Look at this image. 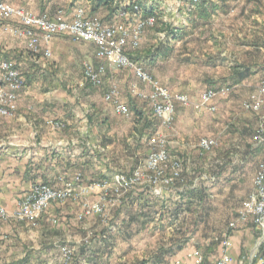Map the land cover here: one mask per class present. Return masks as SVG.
<instances>
[{"label":"crops","instance_id":"crops-1","mask_svg":"<svg viewBox=\"0 0 264 264\" xmlns=\"http://www.w3.org/2000/svg\"><path fill=\"white\" fill-rule=\"evenodd\" d=\"M3 1L35 14L46 13L50 17H54L58 7L64 6L67 13L83 7L88 15L101 14L105 16V21L109 22L116 18L119 11L118 9L109 14L108 10L100 9L92 15L91 0ZM140 1L147 7L158 4L156 0ZM263 22L264 20L260 19L259 23H255L259 36H262L264 31ZM7 38L9 36L0 38V62L13 61L8 59L9 54L16 52V48L20 46V43L10 46L7 41H2ZM240 43L239 63L228 62V65H224L226 72L219 85L231 87V93L219 99L218 111L212 114L205 110H196L191 105L178 103L172 128L168 130L159 126L160 132L168 135V151L172 157L182 158L184 164L192 169H206L207 172L199 185H173L165 188L160 196L154 195L147 184L138 187L123 197L121 207L128 204V208L126 207L124 212L118 211L111 221L113 226L105 229H68V214H58L50 209L31 226L25 223L24 226L12 227L8 224L0 230V264H175L176 260L185 261L186 251L195 248L197 236L204 229V222H198L199 227L194 234L191 232L184 238L179 236L178 239L156 246L146 245L145 250L135 249L134 239L139 236L152 239L158 235L176 237L181 233L179 231L185 230L176 227L184 215H189L191 222L213 218L226 219L229 223L235 220L243 201L254 191L253 179L264 158L263 151L252 145L258 119L255 114L242 108V102L257 90L259 83L264 79V43L262 40L249 43L247 39ZM73 46H84L78 47L77 51L83 58L89 59L83 63H98L96 47L91 42H76L66 34H57L49 45L51 51L59 48L69 51ZM89 48L94 51L89 52ZM168 51L169 49H164L163 53ZM36 58L37 56L22 57L24 62H13L33 75L32 72L40 61ZM106 66L112 73L124 71L116 70L109 64ZM139 84L148 90L145 85ZM35 85L26 83L19 92L18 108L15 112L17 116L11 120L16 124V140L0 141V205L9 210L15 209L22 197L36 183L62 186L79 178L78 183L76 182L78 187L89 185L97 190L102 180L97 181L96 178L109 176L104 160L97 157L98 147L103 146L100 139L102 133L97 127L108 123L107 117H98L92 136H87L88 118L80 116L79 111L71 106L72 103L68 102L66 97L61 96V99L56 100L50 97V90H44L46 102L35 99L25 102L26 96ZM95 105L97 104L92 103V110H96ZM109 108L112 115L116 116L111 105ZM136 108L145 117V109L138 106ZM49 109H52V112H49ZM27 110L36 112L37 117H28ZM150 111L153 115L151 108ZM56 123H61L63 129L54 131L51 125ZM7 127L8 123L0 119V134L6 132ZM90 129L92 130L91 127ZM133 134L135 135L134 132ZM149 136H145L143 140L140 138L137 143L139 150L144 145L147 146L146 149L149 148ZM87 137L90 142L86 140ZM203 137L216 138L220 145L212 151L213 153H205V157H200L203 151L199 147V141ZM138 149L137 153L140 152ZM214 163L219 166L215 171L210 170ZM200 205L206 207L198 211ZM186 208L189 209V214ZM215 209L218 210V215L215 214ZM60 220L62 222L59 223ZM227 228L222 227L221 230L225 229V232ZM229 237L232 243L229 250L233 257L232 264H260L258 257L264 253V243L260 245L259 226L253 222L238 224L236 229L230 231ZM202 242L204 249L200 250L206 262L211 264L220 251L221 243L215 246L210 244V241ZM64 250L70 251L69 257L64 256ZM140 251L144 252L143 256L131 257L133 253Z\"/></svg>","mask_w":264,"mask_h":264},{"label":"rangeland","instance_id":"rangeland-1","mask_svg":"<svg viewBox=\"0 0 264 264\" xmlns=\"http://www.w3.org/2000/svg\"><path fill=\"white\" fill-rule=\"evenodd\" d=\"M132 1H135V3L137 2V0ZM156 1L158 4H156L157 8L153 14L155 17V24L144 31L138 49L128 50V54L133 59L141 62L162 85L167 87L174 94L185 93L189 95L192 100H195L204 89L213 87L219 88V82L226 72L224 65H228V62L232 64L239 63V59L241 58V49L238 48L239 43L245 39H247L249 43H253L255 40H262L264 43V31L262 32V36H259L257 35L259 29L255 28V23H259L260 19L264 20V0ZM60 9L65 12L67 11L64 6H62L55 10V14ZM96 16L106 20L105 16L101 14H96ZM165 25H170L178 31L175 38L167 35ZM2 41H7L10 46L20 43L19 48H16V52L12 51L9 54V60L18 63L23 61L22 57L32 56V58H34L37 56L36 59H40L36 70L32 72L34 73L33 75L30 73L28 74V72L26 74V71L23 69L26 83L36 84L30 94L26 96L25 102L30 99L46 102L43 96L44 90H50V97L56 100L61 99V96L66 97L68 102L72 103L71 106H74L79 111L78 113L80 116H83V118L86 116L85 118H88V123L86 124L87 136H90L92 131L96 128L95 121L98 120V117L101 115L107 117L106 120H109L108 123L97 127L98 131L102 133V138L100 139L103 143L102 147H98L97 157L104 160V164L109 171V176H105L104 179L96 178L97 181L101 179L102 183L103 180L107 181L108 183L105 187H100L97 190L90 188L86 191H82L80 187H76L73 194L67 200L52 201L42 215L35 221L21 220L13 215V211L16 208L9 210L4 206L7 211H9V216L0 221V230L8 224L12 227L24 226L25 223L29 226L36 224L48 212V209L58 214L67 213L68 229L80 231L83 228L105 229L106 227H112L111 221L117 212H121L122 210L123 212L126 211L125 209L128 206V204H126L123 208L121 207L123 204V197L130 191L147 184L143 182L140 185L134 186L132 189H119V191H117L116 186L113 184L114 176L119 173L129 176L138 166H142L143 168L151 152L149 148L151 149L152 146L149 145V148L146 149L147 146L144 145V147H141L139 150L137 148V143L140 141V138L143 140L145 136L160 132L159 126H161V124L158 119L151 114V107L147 101L132 96L129 92L128 86L137 83V80L130 71L124 70L112 73L106 66L108 69L106 68L107 72L104 76L102 86L99 88L93 87L89 85L83 74V62L89 59L83 58V55L77 52L79 51L78 47L84 46H73L69 51L59 48L51 51V56L46 58L39 53L34 55L26 49L24 42L17 41L15 38L9 37L7 40L4 39ZM164 49H169V51L165 54L163 53ZM87 50L89 52L94 51L93 48ZM151 53H153V55H151ZM91 61L93 63L95 62L93 59ZM112 85H116L119 88L122 98L127 102L130 109V114L128 116L112 115L111 108H109L110 105L105 102L103 95ZM137 86L139 90L147 91L145 87L141 86L139 83H137ZM92 103L97 104L95 105L96 110H92ZM132 106L145 109V117L141 120L137 119ZM17 108L16 104L12 113L0 115V119L8 123L6 132L0 134L1 142H13L16 140L14 138L16 124L11 120L15 119L17 116V114H15ZM49 110V112H52V109ZM27 111L28 113H26V115L28 117H37L36 112H31V110ZM51 127L54 131L63 129L62 126L54 124H52ZM171 128L172 125L167 129L170 130ZM163 133L166 135L167 142L169 143L168 135L165 132ZM86 140L90 142L88 137ZM216 140L218 144L212 150L213 152L220 145V141L218 139ZM91 143L93 144L92 141ZM107 145L111 146L106 148L105 146ZM137 149L140 151L139 153L136 152ZM212 151H203L204 153L202 152L200 157H205V153H211ZM173 158L178 159L182 164L183 179L181 181H176L175 183L177 184L174 183L173 185L176 187H180V184L199 185L202 177L205 176L207 172L206 169H192L189 165L184 164L182 158L172 157L171 159ZM218 167V164L214 163L210 170L215 171ZM196 180L198 181L195 184ZM93 182L96 181L93 180ZM148 188L150 190L153 189L151 187ZM97 203L102 207L100 212L91 210V206ZM204 207H206V205H200L198 211H202ZM186 210L187 214H189V209L186 208ZM215 214L218 215L217 209H215ZM190 218L189 215H184L179 219L176 227H181L185 230L179 231L181 233L177 234L176 237L173 235H158L152 239L147 236L136 237L134 239L135 249L139 248L141 250L144 249L146 245L156 246L163 242L168 243L173 239H178L179 236L180 238H184L186 234H190L191 232L194 234V232L198 230L199 221V224L204 222V229L200 235L197 236L195 248L203 250V240L210 241V244H214L215 246L221 243L224 230L229 223L228 220L213 218L206 221L196 219L191 222ZM60 222H62V220H60L59 223ZM122 227L125 226L122 225ZM222 227L225 229L221 230ZM188 238H190V236ZM143 254L144 252L140 251L133 253L131 257H141ZM136 261L138 262V259Z\"/></svg>","mask_w":264,"mask_h":264},{"label":"built area","instance_id":"built-area-1","mask_svg":"<svg viewBox=\"0 0 264 264\" xmlns=\"http://www.w3.org/2000/svg\"><path fill=\"white\" fill-rule=\"evenodd\" d=\"M0 38L9 36L23 40L25 47L33 54L51 56L50 43L57 34H66L74 41L91 42L96 47L97 64L84 63L83 74L85 79L94 87H101L106 72V64L116 70L132 72L137 83H142L148 90H139L137 83L129 86L132 96L147 101L154 117L163 128H170L175 116L176 104L191 105L196 110H205L208 113L218 111V101L227 97L231 87L206 88L197 99L192 100L185 93L174 94L162 85L142 64L134 60L128 50L138 49L144 31L155 24L153 15L144 16L142 7L135 1H126L119 9L116 18L105 21L98 16H90L85 8L78 7L67 13L58 10L54 17L48 14H35L15 7L0 0ZM26 85L24 71L13 61L0 62V115L13 112L19 98L20 90ZM104 100L110 104L116 115L128 116L130 109L122 98L116 85L109 87L104 94ZM242 108L258 117V124L252 136L254 148H260L264 153V79L259 83L257 90L242 102ZM62 126L61 123H56ZM167 137L163 132H156L149 136L148 144L152 146L145 165L138 166L131 175L117 174L113 184L116 190L132 189L136 185L146 182L160 195L165 188L173 186L182 179V164L178 159H171L167 150ZM218 142L212 137H203L199 147L204 152L212 151ZM79 178L68 181L62 186H53L47 183L34 184L29 192L18 202L13 215L21 220H37L52 201L67 200L78 187ZM198 180L195 181V184ZM77 182V183H76ZM107 181L100 184L105 187ZM194 184V183H193ZM254 191L242 203L235 220L231 221L223 234L220 251L211 264H232L230 231L238 224L253 222L261 229L260 245L264 243V158L259 164L253 179ZM82 191L92 188L80 186ZM102 207L97 203L91 210L100 212ZM9 216V211L0 205V221ZM70 251L64 250V256L69 257ZM186 260H176L175 264H208L202 251L198 248L186 251ZM260 264H264V253L258 257Z\"/></svg>","mask_w":264,"mask_h":264},{"label":"trees","instance_id":"trees-1","mask_svg":"<svg viewBox=\"0 0 264 264\" xmlns=\"http://www.w3.org/2000/svg\"><path fill=\"white\" fill-rule=\"evenodd\" d=\"M130 1H132V0H130ZM91 2H92V9H91L92 15L97 13L100 9H106L109 11V14H111L114 11H117L118 9H120L124 3L123 0H91ZM136 3H138L142 7L145 16L153 15L155 13L154 12L155 9L157 8L156 5L153 6V4L150 5L149 7H147V6H145L146 5L145 3L141 2V1L139 2L138 0ZM201 14L204 15L203 13H201ZM165 28L167 29V35H170L174 38L177 36L178 31L176 29L172 28L170 25H165ZM151 55H153V53H151ZM26 74H27V72H26ZM28 77H31V76H28ZM88 83L90 86H93L90 82H88ZM132 108L135 111L137 119L141 120L144 118L143 113L139 112L138 109L136 108V106H132ZM104 178L105 177H103V179Z\"/></svg>","mask_w":264,"mask_h":264}]
</instances>
